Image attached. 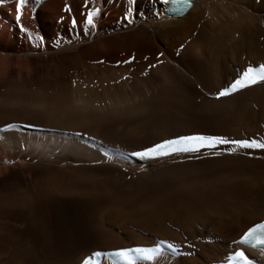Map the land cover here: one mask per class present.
Returning <instances> with one entry per match:
<instances>
[{
    "label": "bare ground",
    "instance_id": "6f19581e",
    "mask_svg": "<svg viewBox=\"0 0 264 264\" xmlns=\"http://www.w3.org/2000/svg\"><path fill=\"white\" fill-rule=\"evenodd\" d=\"M83 4L27 0L17 22L16 0H0V128L40 129L0 132V264L156 240L178 251L149 264H223L264 220V153H125L182 135L264 139V84L216 99L264 63V0H197L181 18L160 0H90L95 29Z\"/></svg>",
    "mask_w": 264,
    "mask_h": 264
},
{
    "label": "snow or ice",
    "instance_id": "6c2138e0",
    "mask_svg": "<svg viewBox=\"0 0 264 264\" xmlns=\"http://www.w3.org/2000/svg\"><path fill=\"white\" fill-rule=\"evenodd\" d=\"M27 0H16V20L19 22L21 6L24 5ZM38 2V0H37ZM131 3L132 0H129ZM161 3L173 6L176 10L183 12L192 7L194 0H160ZM83 7L87 9L86 13H82L84 16V23L90 28L95 29L96 24L94 18L100 14V8L90 6V0H84ZM131 10H129L130 12ZM128 19L127 16L124 17ZM130 22V21H129ZM72 27L77 26L76 20L71 21ZM25 31L23 27L20 29ZM31 39V36H29ZM40 43H43L41 37H37ZM160 55H163L161 53ZM134 59V58H133ZM159 59V57H157ZM98 63H103L99 61ZM124 64L132 63V59L123 61ZM155 67V65H152ZM258 84H264V63L258 66L248 65L238 77L231 83L228 88L219 91L216 99L229 96L240 90L253 87ZM11 129V125L8 126ZM25 128L34 127L33 125H23ZM3 131V129H0ZM217 145H234L235 150H243L245 155L251 156L253 152L264 153V139H243V140H230L222 136L214 135H182L173 139H164L160 142L144 147L140 151H134L132 156L137 157L140 160H157L165 157L178 155L181 153H200L201 149L207 148L209 150L214 149ZM232 154V153H229ZM233 244L237 246H248L250 248L260 247L264 251V222H258L248 227L240 236L238 240H234ZM170 249L173 255L177 254V248L172 243H165L161 241L153 248H130L122 249L110 253H102L101 251H93L87 258L83 259L82 264H102V257L107 256L111 258V264H145V262H151L156 260L157 257L163 255L164 248ZM229 264H254V261L250 259L245 251H234V254L228 257Z\"/></svg>",
    "mask_w": 264,
    "mask_h": 264
},
{
    "label": "rangeland",
    "instance_id": "374dc122",
    "mask_svg": "<svg viewBox=\"0 0 264 264\" xmlns=\"http://www.w3.org/2000/svg\"><path fill=\"white\" fill-rule=\"evenodd\" d=\"M57 24H58V22H57ZM210 243H212V240L210 241Z\"/></svg>",
    "mask_w": 264,
    "mask_h": 264
}]
</instances>
